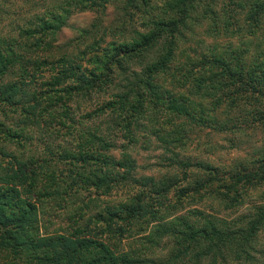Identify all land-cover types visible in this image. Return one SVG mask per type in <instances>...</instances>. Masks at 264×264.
I'll use <instances>...</instances> for the list:
<instances>
[{"label": "trees", "instance_id": "16d2710c", "mask_svg": "<svg viewBox=\"0 0 264 264\" xmlns=\"http://www.w3.org/2000/svg\"><path fill=\"white\" fill-rule=\"evenodd\" d=\"M217 3L61 0L47 13L35 14L30 27L17 29L16 36L0 37V106L23 114L11 127L0 122V140L27 141L25 129L39 122L48 139L59 140L50 159L0 151V264H257L254 245L264 230V201L233 217L184 210L182 200L199 202L210 184L220 183L210 191L222 190L213 193L221 210L236 208L241 200L232 184L219 186L223 180L207 166L202 169L206 180L186 187L178 188L170 176L135 177L128 152L150 138L170 152L195 128L222 132L247 123L264 125L262 42L252 55L244 49H209L191 60L177 53L181 34L192 22L207 20L209 30L220 25L231 34L243 30L241 22L249 36L264 35V0H226L216 10ZM109 5L121 14L118 27L108 31L119 42L99 50L89 44L77 52L78 62L52 57L51 42L72 13L103 15ZM99 26V21L91 23L81 31L83 37L96 34ZM100 32L102 40L106 31ZM84 57L92 68L81 66ZM44 72L49 74L38 80ZM75 94L107 99L74 121L66 102ZM117 139L123 141L118 147ZM228 179L236 184L250 178L243 173ZM258 180L264 183V173ZM171 191L173 202L167 197ZM83 192L124 197L98 208L87 196L68 215L65 233L39 235L38 204L71 205Z\"/></svg>", "mask_w": 264, "mask_h": 264}, {"label": "rangeland", "instance_id": "374dc122", "mask_svg": "<svg viewBox=\"0 0 264 264\" xmlns=\"http://www.w3.org/2000/svg\"><path fill=\"white\" fill-rule=\"evenodd\" d=\"M226 0H218L216 10L225 3ZM61 0H0V37L1 36H16L17 29L30 27L32 21L35 19V14L47 13L50 6L55 3H60ZM119 8L109 5L99 15L97 12L82 11L79 13H72L65 21L64 26L55 35V40L51 42V55L54 59L61 55H66L71 58L72 62H78L76 55L78 51L85 49L89 44L102 48L107 43L119 42V37L109 29L116 28L119 25L120 19ZM99 21L100 26L97 28L98 32L92 34L91 32L86 37H83L82 30L88 29L93 22ZM138 23L134 26L137 29ZM240 28L243 30L239 33H233L229 30L224 31L217 25V30H209L211 23L207 20H202L199 23L192 22L190 29L183 31L178 42L177 53L188 59H196L201 54H207L209 49L213 52L221 53L227 49H244L248 54L252 55L257 47L258 42H262L264 47V35L255 34L249 36L245 32V25L239 22ZM106 31L105 35L100 40L101 30ZM235 29V28H234ZM83 38V43L79 42ZM82 41V39H81ZM41 49V48H40ZM180 51V52H179ZM36 55H43L40 51H36ZM47 54V53H46ZM94 54V53H92ZM98 54V53H97ZM96 55V53H95ZM182 56V57H183ZM91 57V55H87ZM81 61V66L87 69L92 68L93 64ZM180 61L181 59H177ZM139 68L132 66L131 70L137 71ZM97 71V70H96ZM49 73L44 72L40 79H45ZM36 87V85H34ZM106 96L97 97L92 95L89 98L82 97L75 94L69 101L66 102V107L69 110V115L74 121H81L80 116L85 112L95 108L100 100H106ZM97 101V102H96ZM0 122L5 127H11L14 120H22V113H11L8 108L0 106ZM249 110L250 108L247 107ZM57 113L61 110L56 109ZM32 116V114H31ZM30 116V118H31ZM245 120L248 121L246 115ZM33 117V116H32ZM35 118V117H34ZM37 123V122H36ZM68 122L66 121L65 124ZM57 127L56 124H52ZM41 128V129H40ZM52 128V126H51ZM53 129V128H52ZM43 130L41 122L35 127L34 124L28 125L25 129V134L29 140L20 142V144H12L0 140V151L11 152L18 156H32L39 159H50V150L55 151L59 140L47 138L48 134ZM62 143V142H60ZM116 146H120L123 141L117 139ZM119 149V148H118ZM130 157L134 161L133 175L135 177L146 176L154 180L161 176H170L178 180L177 187H186L194 180L199 183L205 181L206 171L202 169L207 167L213 168L217 172L218 178L222 181L219 186L233 185L236 194L239 195L241 203L238 207L223 211L220 207L219 199L215 200V189L217 185H209L204 188L199 195L201 200L197 203L191 202V198L182 200V207L184 210L197 208L206 213H214L217 216H238L245 214L252 207L257 206L259 202L264 201V183L258 180V176L264 173V168L259 169V166H264L261 162L264 157V125L258 123H247L236 130L215 132L208 128H195L188 135L187 140L180 147H176L170 152L165 151L160 145L156 144L153 138L149 139V143L142 146L138 143L129 151ZM114 156H118V150L113 152ZM258 158L260 162H257ZM60 168L61 166L57 164ZM185 173V179L183 178ZM249 175V181H241L234 183V180L228 179L231 175ZM137 188V187H136ZM230 195H233L230 192ZM101 208L104 204L116 203L123 199L122 193H112L110 196H102L96 193H80L76 199L73 198L71 205L60 204L59 206L50 201H45L36 206V220L39 235H56L63 234L68 229L69 220L68 215L80 203L86 202L88 197ZM170 202L175 200L173 191L167 196ZM221 197V196H220ZM91 207V205L89 206ZM81 211H87L83 207ZM235 209V210H234ZM232 210V211H231ZM93 213V212H92ZM91 213V214H92ZM88 213L85 214L86 217ZM232 216V217H233ZM254 258L259 264H264V230L258 233L257 242L254 245Z\"/></svg>", "mask_w": 264, "mask_h": 264}]
</instances>
